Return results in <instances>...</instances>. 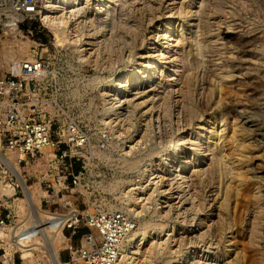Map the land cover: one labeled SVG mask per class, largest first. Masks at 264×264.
<instances>
[{
  "label": "rangeland",
  "instance_id": "1",
  "mask_svg": "<svg viewBox=\"0 0 264 264\" xmlns=\"http://www.w3.org/2000/svg\"><path fill=\"white\" fill-rule=\"evenodd\" d=\"M43 1L38 0L37 16L26 22L28 32L11 37L0 30V74L30 58L34 50L41 54L46 47L38 46L42 39L37 36L51 33L50 78L44 87L59 99L68 120H76L92 138L78 161L83 166L79 165L83 174L78 193L64 192L72 207L129 215L136 222L133 232H148L137 264H176L174 259L190 250L198 254L188 264H264V0H113L110 25L126 26L129 32L124 37L112 29L98 33L96 0H81L79 9L66 10L63 16L81 37L77 45L56 43L44 19ZM52 12V17L60 15ZM134 19L140 21L142 37L133 52H123V40L127 45L132 39ZM168 19L173 22V37L183 33L184 41L180 48L185 64L173 93L160 76L155 94L146 88L151 84L146 83L148 78H136L123 112H116L110 103L114 83L119 79L126 83L128 73L150 60L156 43L149 41L150 35ZM80 45L83 51L78 50ZM138 83L143 88L138 89ZM220 117L228 123L222 127L227 132L226 158L218 162L205 148L200 166L184 173L186 188L169 164H161L162 157L172 142L189 139L192 133L195 142L205 134L209 146L211 134L223 124ZM191 147L183 148L179 161L192 162L196 154ZM138 195L146 200L141 202ZM86 231L82 228L72 243L77 244ZM48 232L53 244L60 240L59 248L69 245L58 230ZM157 243L163 250L156 251ZM205 248L209 252L204 253ZM61 257L66 259L68 253Z\"/></svg>",
  "mask_w": 264,
  "mask_h": 264
},
{
  "label": "built area",
  "instance_id": "2",
  "mask_svg": "<svg viewBox=\"0 0 264 264\" xmlns=\"http://www.w3.org/2000/svg\"><path fill=\"white\" fill-rule=\"evenodd\" d=\"M37 9L38 0H0V30L11 37L28 32L21 25ZM52 38L37 43L46 47L41 54L34 50L0 74V264H54L45 245L48 228L70 240L56 264H120L136 222L122 211L72 207L64 195L78 193V161L92 138L44 87ZM82 228L88 231L73 244Z\"/></svg>",
  "mask_w": 264,
  "mask_h": 264
},
{
  "label": "bare ground",
  "instance_id": "3",
  "mask_svg": "<svg viewBox=\"0 0 264 264\" xmlns=\"http://www.w3.org/2000/svg\"><path fill=\"white\" fill-rule=\"evenodd\" d=\"M113 2H114L113 0H96V2L93 4V6H94V12L98 16V18L100 19V21L95 22L94 23V26H95L96 29H98L97 30L98 33H100V32L101 33H107L110 29H112L115 33H118L119 35L121 34L120 36L124 37L125 34L127 35L128 32H129L126 29V26L125 27L122 26V25L119 26V27L113 26V28H112L111 25H110L111 20L113 18L112 13H111L112 7L110 5ZM43 3H44V5L43 4L42 5L45 8V14H46L44 16V19L46 20V23L48 25V28L52 31V34L54 36V39H55L56 43L57 44H60V45H63V44L64 45L65 44L66 45L67 44L68 45L69 44H76L77 45L78 41L81 40L80 39L81 37L80 38L78 37V35H77L78 32L75 31L74 28H72V26L70 25V23L68 22V20L65 19V17H63V16H64L66 10H70L71 8H73L74 11H75V9H79V7L82 5L81 0H44ZM38 6H39V3H38ZM52 9L55 10V11H57V13L60 14V15H57L55 17H52L49 14V13H54V12H52ZM186 17H187L186 18V24H187L190 16L188 15ZM138 21L139 20H137V19H134L133 20V22H135V25L136 26L134 25V29L132 30L133 32L130 31V32H132V39H130L129 44L126 45L125 40H123V42H122V40L120 41V39H119V41L122 42L123 45H124V47H122V49L124 48L123 49V52H124L125 49H128L129 50L128 52L131 53V51L133 52L137 48V46H138V42L141 39L142 34H143V32H142L143 30L140 29L141 25L138 23ZM91 29H93V28H91ZM173 29H174L173 22H172L171 19H168L167 21L164 22V24L160 25V27H158V28H156V30L152 31V33L150 35L151 37H150L149 41L150 40H155L156 43H155L154 47H152V54L149 57H147L148 59L150 58V60H148L147 62H143V64L141 65L142 68L137 69L135 71H132V72L128 73V75L126 77L127 78L126 83H124V81H122V79H119V80L116 81V83H114V85H115V90L113 92V96L114 97L111 99V102L110 103L112 104V107L115 108V111L116 112L117 111H120V112L122 111L123 112L124 107L126 105V102L128 101V93L130 92L132 86L134 85V80L136 78H141V77L144 78V79L145 78H148V81L146 83H148V84L151 83V84L150 85L147 84L148 86L146 88H149V91H150L149 93H151V94L154 93L155 94L156 91L159 90V89H157V86L158 85L156 84L157 83L156 80L160 76V78H162V80L166 81V83H167V84L164 83L166 85V89L168 91H170V93H173V91H174L173 86L177 82V80H178L177 77L180 75V73H181V71H182V69L184 67V64H185V62H184L185 59L181 57V48H180L181 45H182L181 43L184 42L181 39V36L183 35V33H180V35H178V36H176L174 38L173 37V31L174 30ZM90 35H93V34H90ZM172 37L174 39H172ZM128 40H126V41H128ZM171 41H173V44L172 45H169L171 43ZM112 43H114V42L112 41ZM195 45H197V44H195ZM22 49L24 50V48H22ZM78 50L83 51V47H81V45H80V49H78ZM110 51H113V50H110ZM119 54H120V51H119ZM119 56H121V55H119ZM187 56H189L188 53H187ZM139 57L140 58H144L145 56L144 55H141ZM12 62H14V59H13ZM15 64H17V63H15ZM169 67H170V69H169ZM143 68L145 70H142ZM192 77L193 76H191V78ZM188 80L189 81L187 82V84L188 83H191L190 82V79H188ZM140 85H141V83H138V89L141 87ZM110 86H111V84L108 83L104 89L106 90ZM141 88H143V87H141ZM221 90L222 89H220V92H221ZM146 92H148V91L146 90ZM137 106H139V104H137ZM146 112H148V111H146ZM178 114L180 116L181 115V111H178ZM182 117H183V114H182ZM189 120H190V118H189ZM220 121L223 122V124H221V128L217 126V129H215V131L211 134V136H210V142H209L210 145L209 146H207L206 142L204 141V138L206 136L205 134H202L201 135L202 139H200L197 142H195L191 138H192L193 134H196V133H192L191 134V138H189V139H185V138H182L181 137V139H179L178 141H176L174 143L172 142L171 145L169 146L168 150H167V153L162 157L161 164H164V163L169 164V168H170L171 172H173L174 174H176V176H178V177L180 176L179 179L182 178L184 180L183 181V184L186 185L185 186L186 188L188 186V182L189 181L187 180V177L188 176L187 177L184 176V173L187 170H189L192 166H196V165L200 166V164L202 163V161H204L203 159H204V156H205V148L209 147V150L208 151L212 152L211 154H212V156H214L213 158L215 160L218 159L219 160V161L217 160L218 162H222V160L226 158V155L227 154L225 155L223 152L225 151L224 147H225L226 144H224V141H226V138H227L226 133L227 132H226V128H225V130H223L222 127L228 125V123L225 122V118H223V117L222 118L220 117ZM190 122H192V121H190ZM215 123H216V121L214 123H212V124H215ZM217 123H218V121H217ZM197 128H200V127H197ZM236 128L237 127H235L234 129H236ZM235 133H236V131H235ZM235 133L233 132L232 134H235ZM216 139H219L220 142L221 141L222 142L220 144L218 142H214ZM187 144L194 145V147L193 148L191 147V149L193 150L192 152H194V154H196V155L193 158L192 162L189 161L188 159H183V160L180 159L181 161H179V156L182 154V150H183V148ZM212 144H214V145H212ZM202 148H203V150H201ZM174 154H175V157L172 158L174 156ZM207 155H209V154H206V156ZM242 155H245V154L241 153L240 156H242ZM238 158H240V157H238ZM241 158H244V156L241 157ZM220 165H222V164H220ZM236 169H238V168H236ZM239 169H242V168H240V166H239ZM245 172H244V174H247ZM155 173H157V170H155ZM195 174H196V172H195ZM240 174H242V173H240ZM232 175H234V174H232ZM219 177H221V176H219ZM199 179H200V177H199ZM248 181H250V180H248ZM245 182H247V181H245ZM244 184L246 185V183H244ZM247 185H248V182H247ZM256 186L258 187V185H256ZM235 187H236V189L234 188L235 190H239V189H237V186H235ZM240 190H242V188H240ZM230 193H232V192H230ZM247 193H249V192L247 191ZM192 196H194V195H192ZM243 196H245V195H243ZM140 199H141V202L143 200H146V198H143L142 196H139L138 197V200H140ZM226 199H228V198H225L224 197V200H226ZM227 205H228V203H227ZM243 206H244V204H243ZM219 208H221V207H219ZM134 211L137 214H140L141 213L140 211H138V208H136V210H134ZM255 219L256 220H259L258 217L255 218ZM255 219H253V221L256 223L257 221H255ZM256 224H259V223H256ZM200 225H201V223H200ZM257 226H260V225H257ZM255 228L256 227H253V230H256ZM48 231H51V230H48ZM169 232H171V229H170ZM252 232H254V231H252ZM147 234H148L147 231H145L143 229L142 230L140 229V230H137V231L132 232L128 236L127 241L123 244V247H122V255H121V259H120V264H137L138 263L137 261L135 262V260L140 259L137 255H139L141 253V249H142L141 245L144 243V241L148 237ZM257 235H259V234H257ZM44 238H45V245H46V247L48 249L49 257L51 258V260L53 261V263L55 262L54 264H56V259L58 258L59 242H60V240L57 238L56 242H54V244H53L52 240L49 237V232H48V234L46 236H44ZM53 247L57 248L58 249V252ZM155 248H156V251L157 252L163 250V246H162L161 243H157V245L155 246ZM207 252H209V251L205 248L204 253H207ZM197 254H198L197 251H195V250L194 251H191L190 250V251L186 252L183 256H180L178 258H175L174 261H173V263H176V264H188L194 258H197Z\"/></svg>",
  "mask_w": 264,
  "mask_h": 264
},
{
  "label": "water",
  "instance_id": "4",
  "mask_svg": "<svg viewBox=\"0 0 264 264\" xmlns=\"http://www.w3.org/2000/svg\"><path fill=\"white\" fill-rule=\"evenodd\" d=\"M26 25H27V23L25 22L21 26L25 27ZM38 37H41L43 43H47L51 39V33L46 31V34L41 33L40 35L37 36V39H38Z\"/></svg>",
  "mask_w": 264,
  "mask_h": 264
}]
</instances>
